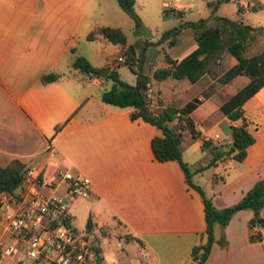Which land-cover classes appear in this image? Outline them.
Masks as SVG:
<instances>
[{
    "label": "crops",
    "instance_id": "0c3cea01",
    "mask_svg": "<svg viewBox=\"0 0 264 264\" xmlns=\"http://www.w3.org/2000/svg\"><path fill=\"white\" fill-rule=\"evenodd\" d=\"M230 1L241 7L239 12L235 7V13L257 14L253 20L246 16L242 22L264 28V6L252 10L248 7L253 0ZM254 1L264 4V0ZM88 2L0 0V165L17 158L33 174H38L48 164L65 166L74 174L88 177L90 185L86 197L74 199L70 204L72 223L75 213L80 211L84 217H90L93 231L111 218L129 236L138 238L142 248L151 247V242L157 238H184L190 241L191 248L204 239L201 198L186 183L176 160L154 158L150 139L160 135V129L140 117L129 118L130 106L101 101L100 92L110 85L102 76L85 77L75 69L64 72L62 68L76 50L79 38H85L88 31L99 25L91 26L83 16ZM174 7L184 9V6ZM217 9L218 6L215 14ZM93 39L110 47L121 46L100 34H94L90 40ZM184 54L171 57L179 59ZM88 55H91L89 51L84 53L93 66L100 67L99 62ZM217 55L219 59L221 54ZM104 67L114 68L108 64ZM208 68L197 79L202 81L190 82L195 84V89L189 98L200 96L198 93L213 82L203 81ZM48 71L57 72V79L40 81L39 76ZM237 75L240 74L201 97L188 113L200 131L198 135H192L187 128L180 129V155L192 171L209 157L208 150L200 148L203 138L217 134V141L229 142L230 122L219 104L232 93L214 101L212 109L204 107ZM245 78L246 82L248 77L245 75ZM178 82L169 81V95L163 97L159 89L152 88L149 78L145 93L150 108L181 106L172 102ZM198 109L200 114L195 118L193 113ZM241 109L253 140L246 146L241 160L226 156L208 166L211 168L205 178L208 188H201L211 197L215 207L234 203L257 178H264V83L243 101ZM205 120L208 130L212 127L216 130L209 133L202 128ZM221 122L226 130L217 127ZM231 123L237 124L235 120ZM56 125L59 127L54 130ZM169 125L178 130L176 119L169 121ZM216 140L212 138L213 142ZM214 173L216 179L212 178ZM251 214L248 208L238 209L224 226L214 225V236L222 233L224 244L213 241L203 264H264V226L250 228ZM259 214L264 218V205ZM255 231H259L260 238L249 240L248 233ZM98 246L100 258L92 260V264H102L101 247Z\"/></svg>",
    "mask_w": 264,
    "mask_h": 264
},
{
    "label": "trees",
    "instance_id": "16d2710c",
    "mask_svg": "<svg viewBox=\"0 0 264 264\" xmlns=\"http://www.w3.org/2000/svg\"><path fill=\"white\" fill-rule=\"evenodd\" d=\"M222 1L227 0L206 1L210 6L209 15L198 17L194 20L179 21L162 30L159 37L154 41L168 40L169 43H173L180 30L188 27L195 42V46L179 59L165 54L164 61L166 65L155 67L151 71V76L156 80L171 77L176 79L186 78L189 82H194L206 72L214 56L223 48L230 54L231 59L230 65L218 77L219 82L224 83L236 74H244L248 77V80L241 87L219 104V109L230 122L228 124L230 131L229 142L223 144L219 141L213 142L210 138L202 139L200 148L207 149L209 157L196 170L192 171L189 165L182 160L178 143L180 129L187 128L194 136L200 133L196 123L191 120L188 113L200 102L201 97H203L202 94L198 97L192 96L179 107L164 106L158 110H152L145 93L149 75L141 72L139 69H134L132 70L134 82L129 83L120 78L115 68H109L103 76V79L110 80V85L103 88L100 92L101 101L117 106H130L129 118L140 117L142 120L160 129L161 134L152 136L150 139V149L154 158L159 161L167 159L176 160L183 171L186 183L199 193L205 223L202 232L204 240L191 246V264H203L213 241H217L219 245L224 244L222 233L217 237L214 236V225L224 226L236 210L242 208L251 210L252 214L248 220L250 228L253 225L264 226V218L259 214L260 208L264 205V178H257L238 200L223 207H215L211 201V197L190 179L191 172L201 171L210 165H215L226 156L237 161L243 158L245 148L252 142L253 137L247 130V123L244 121L241 104L264 83V49L259 53L249 56H244L243 54L245 44L254 38V31L260 30L261 26H253L241 20L215 14L214 11L218 3ZM116 2L133 21L134 30L138 31L139 17L133 10L134 0H116ZM262 6H264L263 3L256 2V4H251L249 7L254 10ZM170 10L171 13L177 15L182 13V10L179 8H171ZM236 10L238 12L241 10L240 5H237ZM94 34H100L111 43L123 45L125 42V35L117 26L96 25L94 29L86 33L85 37L92 39ZM149 43L150 40L144 38L143 47L137 56L138 61L141 60L142 50ZM125 52L127 58L132 57L134 54L133 51L127 53V49ZM70 64L73 69L82 73L85 77H101L99 68L93 66L82 54H73ZM57 77V72L48 71L42 73L39 76V80L47 82L55 80ZM173 119L177 121L178 130L169 125V121ZM238 119L240 120L239 123H231ZM58 127L59 125H56L54 130H57ZM46 169L47 165L37 174V177L42 181L52 174L56 167L49 165L48 172ZM24 172V164L17 158L11 159L7 164L0 165V192L13 191L21 182ZM221 176L220 178H222ZM212 178H217L216 173L212 175ZM99 227L95 228L98 230L100 229ZM83 230L87 233L93 231V223L89 216L85 219ZM124 238L139 241L138 238L129 236L128 233H125ZM259 238V231L248 233L249 240ZM90 257L94 261H98L100 258L97 242L90 246Z\"/></svg>",
    "mask_w": 264,
    "mask_h": 264
},
{
    "label": "rangeland",
    "instance_id": "374dc122",
    "mask_svg": "<svg viewBox=\"0 0 264 264\" xmlns=\"http://www.w3.org/2000/svg\"><path fill=\"white\" fill-rule=\"evenodd\" d=\"M206 1L213 0H134L133 10L139 17V30L135 31L133 28V21L118 6L116 0H89L87 12H84L83 14V16L88 18L89 24H91V26L96 24L117 26L124 33L125 42L117 48L118 46L110 47L109 44L105 45L94 39L90 40L86 37H80L76 43V50L73 51L72 54L84 55L85 52L89 51L91 55L88 56L96 62H99V69L104 68V64H108L110 67H114L119 73L120 78L127 82L134 81V73L132 70L139 69L141 72L149 75L152 88L154 90L159 89V92L163 97L169 95L168 89L171 87V84L168 82L179 81L176 84L177 90L172 98V102L174 105L183 104L195 89V84H191L190 82H180L188 81L186 78L174 79L167 77L164 80H155L151 76V71L155 67L165 64V54L174 56L189 51L194 46L191 32L188 27L182 28L173 43H169L168 40L159 42L154 41L159 37L162 30L176 24L177 22L182 20H194L200 16L208 14L210 12V6ZM162 2H167L169 4H163ZM250 2L252 1L250 0ZM252 4H256V2L253 0ZM174 5L184 6L181 14L177 15L170 12L171 8H176ZM217 6V14L225 15L235 20L242 19L245 21L246 16L249 20H253L255 15H257L249 12L235 13L233 10L236 7V2L230 0L219 2ZM248 8L250 9V7ZM141 26L146 27L151 36L146 38L150 40V43L144 47L142 50V57L140 58L141 60L138 61L137 56L144 44V37L142 36L143 29ZM263 37L264 28L261 27L260 30L254 31V38L245 44L243 54L248 55L262 50L264 48ZM128 47H131L134 52L133 56L130 58H127L125 52ZM101 52L103 54H101ZM219 53L221 54V57L216 59L218 58V55L214 56L207 73L203 77V81H213L198 93L199 95L202 94L203 97L207 96L208 93L216 90L222 85V83L219 82L218 77L222 73V70L229 65L231 56L224 48L221 49ZM118 55L122 57V61L117 60ZM72 57L73 55H69L68 61L63 65L62 68L64 72L72 71L71 69L73 68L70 64ZM245 79V75H237L234 79L229 81L222 90L215 95V97H212L211 100L205 104L204 109H212V103L214 101L222 99L224 96L235 92L245 82ZM105 81L110 80L105 79ZM199 114L198 109L194 111L193 116L198 118ZM235 121L239 123L240 120L238 119ZM201 127L207 129L208 125L206 120L202 121ZM217 127L222 130L227 129L224 122L219 123ZM214 130H216V128L212 127L209 130L207 129V132L212 133ZM216 142L218 141L216 140ZM219 142L227 144L224 139H221ZM47 169L49 170V164L47 165ZM210 173V167L203 169L198 175L191 172L190 179L192 182H196L200 187L207 189L208 187L205 178H207ZM85 219L86 217H84L83 213L79 211L78 213H75L73 223L71 222V224L77 229H83ZM99 228L100 229H96L95 232L90 231L87 233V237L91 240V245L96 242L100 245L102 264L192 263L190 258V241H187L184 238H157V240L151 242V247L145 246L143 249L138 244V241H127L124 238V228L111 218Z\"/></svg>",
    "mask_w": 264,
    "mask_h": 264
},
{
    "label": "built area",
    "instance_id": "2783aa9c",
    "mask_svg": "<svg viewBox=\"0 0 264 264\" xmlns=\"http://www.w3.org/2000/svg\"><path fill=\"white\" fill-rule=\"evenodd\" d=\"M89 191L88 177L65 166L44 181L25 169L13 191L0 192V264H92L91 240L69 217L71 202Z\"/></svg>",
    "mask_w": 264,
    "mask_h": 264
},
{
    "label": "water",
    "instance_id": "95a60500",
    "mask_svg": "<svg viewBox=\"0 0 264 264\" xmlns=\"http://www.w3.org/2000/svg\"><path fill=\"white\" fill-rule=\"evenodd\" d=\"M141 27L143 29L142 36L144 38H147V37L151 36V34L146 29V27H144V26H141ZM131 52H132V48L131 47H128L127 48V53H131ZM108 70H109V67H104V68L99 69L100 76L103 77L107 73Z\"/></svg>",
    "mask_w": 264,
    "mask_h": 264
}]
</instances>
